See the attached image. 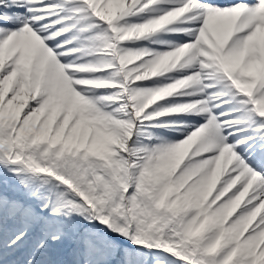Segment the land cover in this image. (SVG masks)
Returning a JSON list of instances; mask_svg holds the SVG:
<instances>
[{
  "label": "snow or ice",
  "instance_id": "snow-or-ice-1",
  "mask_svg": "<svg viewBox=\"0 0 264 264\" xmlns=\"http://www.w3.org/2000/svg\"><path fill=\"white\" fill-rule=\"evenodd\" d=\"M0 264H264V0H0Z\"/></svg>",
  "mask_w": 264,
  "mask_h": 264
}]
</instances>
